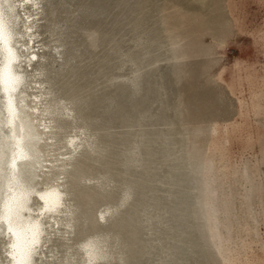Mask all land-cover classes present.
Segmentation results:
<instances>
[{
	"label": "rangeland",
	"instance_id": "rangeland-1",
	"mask_svg": "<svg viewBox=\"0 0 264 264\" xmlns=\"http://www.w3.org/2000/svg\"><path fill=\"white\" fill-rule=\"evenodd\" d=\"M30 11L34 40L19 47L37 57L27 64L18 47V71L25 95L42 85L44 164L59 169L41 179L64 180L77 227L51 233L56 264L91 233L107 238L109 264H264V0H39Z\"/></svg>",
	"mask_w": 264,
	"mask_h": 264
},
{
	"label": "clouds",
	"instance_id": "clouds-1",
	"mask_svg": "<svg viewBox=\"0 0 264 264\" xmlns=\"http://www.w3.org/2000/svg\"><path fill=\"white\" fill-rule=\"evenodd\" d=\"M32 2L0 0V43L4 44L8 54L12 48L7 46L5 26L12 30L20 22V10ZM33 57L31 60L34 61ZM10 65L11 62L5 63L0 59V108H6L9 103L5 79L20 75L14 66L8 72ZM16 91L20 92L21 89L17 88ZM59 104L67 106L65 111L71 108V101L60 99ZM21 184L23 187L15 190H9L6 185L0 186V264H56L58 253L49 247L53 230H57L56 235L64 239L77 233L72 193L59 177L43 185L29 181H21ZM52 193L58 197L54 206L47 199ZM14 197H18V203H13ZM57 217H63L66 222L55 223ZM97 222L106 224L107 213L98 212ZM106 239L102 233L82 236L75 241L74 248L63 254L60 264H109L111 257L105 247ZM90 249L95 252V259L90 256ZM73 251L75 255L70 256ZM120 264H123L122 259Z\"/></svg>",
	"mask_w": 264,
	"mask_h": 264
},
{
	"label": "bare ground",
	"instance_id": "bare-ground-1",
	"mask_svg": "<svg viewBox=\"0 0 264 264\" xmlns=\"http://www.w3.org/2000/svg\"><path fill=\"white\" fill-rule=\"evenodd\" d=\"M31 8L38 10L39 0H33L20 10L24 18L20 17V22L12 30H9L7 25L5 26V39L7 46L12 48L11 56L7 53L4 44L0 43V59H3L5 63L11 62L8 72H11L14 66L15 71L20 74L5 79V92L8 94L9 103L6 108H0V186L6 185L9 190L22 188L21 181H29L38 185L50 183L53 179H47L44 182L41 178H47L52 170H59L52 164H44L47 161L44 159V148L53 145V126L45 117L46 114L52 112L49 111V107H42L44 99L41 94L42 85L35 81L32 94L25 95L24 89L27 84L25 74L18 71L20 67L18 63L22 57L18 51L20 43L25 39L29 43H33L34 40L33 31L36 27L38 12H31ZM21 28L23 32L20 31ZM19 48L28 51L30 47L21 44ZM32 56L37 57L35 52H29L27 64L33 61ZM17 88L21 91L17 92ZM29 97L30 104L26 102ZM79 141L76 135L70 138L68 146L71 151L79 147ZM70 159L71 156L61 158L60 169L65 167L64 161ZM47 199L53 206L58 202V197L54 193L49 194ZM13 203H18V197H14ZM65 222L63 217L55 218V223ZM56 231L53 230L55 233ZM89 254L95 259L96 254L92 249Z\"/></svg>",
	"mask_w": 264,
	"mask_h": 264
},
{
	"label": "snow or ice",
	"instance_id": "snow-or-ice-1",
	"mask_svg": "<svg viewBox=\"0 0 264 264\" xmlns=\"http://www.w3.org/2000/svg\"><path fill=\"white\" fill-rule=\"evenodd\" d=\"M11 54H12V53L10 52L9 55L11 56ZM33 58L36 59V57H33Z\"/></svg>",
	"mask_w": 264,
	"mask_h": 264
}]
</instances>
